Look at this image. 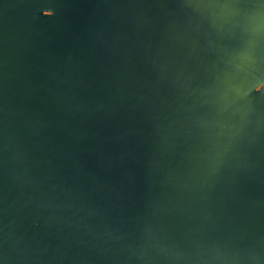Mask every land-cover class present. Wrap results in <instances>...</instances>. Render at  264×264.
<instances>
[{
	"label": "water",
	"instance_id": "95a60500",
	"mask_svg": "<svg viewBox=\"0 0 264 264\" xmlns=\"http://www.w3.org/2000/svg\"><path fill=\"white\" fill-rule=\"evenodd\" d=\"M0 264H264V0H0Z\"/></svg>",
	"mask_w": 264,
	"mask_h": 264
}]
</instances>
